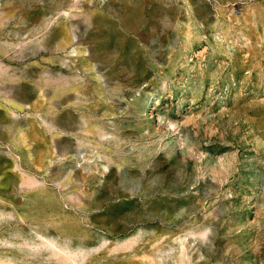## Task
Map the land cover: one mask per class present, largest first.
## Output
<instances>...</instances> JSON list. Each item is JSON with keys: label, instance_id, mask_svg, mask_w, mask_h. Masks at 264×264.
<instances>
[{"label": "rangeland", "instance_id": "1", "mask_svg": "<svg viewBox=\"0 0 264 264\" xmlns=\"http://www.w3.org/2000/svg\"><path fill=\"white\" fill-rule=\"evenodd\" d=\"M0 264H264V0H0Z\"/></svg>", "mask_w": 264, "mask_h": 264}]
</instances>
